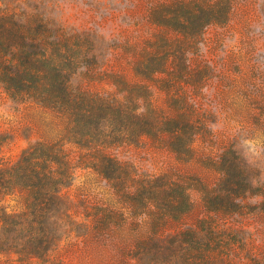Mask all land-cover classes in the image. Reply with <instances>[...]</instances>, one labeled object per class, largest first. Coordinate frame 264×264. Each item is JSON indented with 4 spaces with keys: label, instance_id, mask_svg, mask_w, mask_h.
Returning a JSON list of instances; mask_svg holds the SVG:
<instances>
[{
    "label": "trees",
    "instance_id": "obj_1",
    "mask_svg": "<svg viewBox=\"0 0 264 264\" xmlns=\"http://www.w3.org/2000/svg\"><path fill=\"white\" fill-rule=\"evenodd\" d=\"M245 1L0 0V88L55 131L0 157V264H264V167L213 129L224 116L264 157V52L204 53ZM143 142L170 171L119 157ZM78 169L107 198L71 195Z\"/></svg>",
    "mask_w": 264,
    "mask_h": 264
},
{
    "label": "rangeland",
    "instance_id": "obj_2",
    "mask_svg": "<svg viewBox=\"0 0 264 264\" xmlns=\"http://www.w3.org/2000/svg\"><path fill=\"white\" fill-rule=\"evenodd\" d=\"M118 1V0H117ZM82 8L74 3L60 1L53 12V16L64 24L84 26L87 16L81 13ZM108 32V31H107ZM211 41L204 48L207 57L218 59L230 51H239L248 48L249 44L264 52V0H247L235 10L231 22L226 27H211L207 32ZM214 47V49L212 48ZM213 92V91H212ZM53 116L32 104H24L12 100L0 88V136L4 144L0 157L16 161L21 152L42 136L53 135L51 123ZM50 125V126H49ZM240 126L221 116L213 129L219 135L238 137L242 148L247 155L252 156L264 167L263 148L258 141L249 140L240 135ZM243 137V138H242ZM122 160L129 161L140 171L150 174H162L171 170L175 164L174 156L164 149H158L152 144L143 142L140 145L122 147L118 150ZM96 177L88 171L78 169L77 177L69 193L77 195L81 190H90L92 196L98 199L107 198L108 194L104 183H95ZM195 201L199 200L193 193ZM5 204L13 206L14 201L7 199ZM14 264H21L15 262ZM24 264H40L37 261ZM66 264H89L83 257L73 256Z\"/></svg>",
    "mask_w": 264,
    "mask_h": 264
}]
</instances>
